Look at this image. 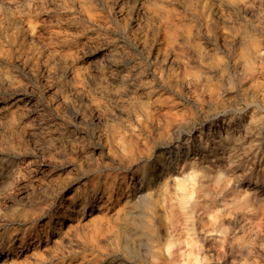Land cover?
I'll use <instances>...</instances> for the list:
<instances>
[{
	"label": "rangeland",
	"instance_id": "1",
	"mask_svg": "<svg viewBox=\"0 0 264 264\" xmlns=\"http://www.w3.org/2000/svg\"><path fill=\"white\" fill-rule=\"evenodd\" d=\"M36 2L9 4L26 22L38 12L41 83L0 102V264H264V0ZM69 209L80 221L55 224Z\"/></svg>",
	"mask_w": 264,
	"mask_h": 264
},
{
	"label": "bare ground",
	"instance_id": "2",
	"mask_svg": "<svg viewBox=\"0 0 264 264\" xmlns=\"http://www.w3.org/2000/svg\"><path fill=\"white\" fill-rule=\"evenodd\" d=\"M138 1V0H137ZM149 1V0H148ZM11 2H13V3H16L17 5L16 6H20V7H22V6H26L27 7V4H28V6L30 7V6H37V3L38 2H36V0H32V3H31V5H29V0H0V89L1 90H3L2 92H0V102H8V103H12V102H15V101H17V100H25V99H30V98H32V97H35L36 95H37V92H38V82H40V81H38V78H37V73H39V72H37V68H38V59H37V53L39 52H37V50H38V40H39V37H41V36H39V24H38V12H37V10H36V8L34 9V10H32V13L30 12V15L28 14V18H29V20L26 22V21H24V19L22 18L23 17V15H19V14H21L20 13V11H14V10H12V8L10 7V5H11ZM217 2V1H216ZM255 2V1H254ZM12 3V4H13ZM110 3V2H109ZM215 3V2H214ZM10 4V5H9ZM216 4V3H215ZM104 5V4H103ZM110 5V4H109ZM230 6V5H229ZM25 7V8H26ZM30 8H32V7H30ZM185 8V7H184ZM256 8V7H255ZM14 9V8H13ZM20 9V8H19ZM27 9H29V8H27ZM150 9V8H149ZM236 9V8H235ZM18 10V9H17ZM21 10H23L22 8H21ZM26 10V9H25ZM25 10H23L24 12H26ZM107 10V9H106ZM22 11V12H23ZM30 11V10H29ZM108 11V10H107ZM242 12H244V11H242ZM27 13V12H26ZM108 13H110V12H108ZM134 13V12H133ZM16 14H18V15H16ZM222 14V13H221ZM27 15V14H26ZM143 15V14H142ZM148 15V14H147ZM252 15V14H251ZM250 15V16H251ZM254 15V14H253ZM196 16V15H195ZM240 16V15H239ZM15 18V19H13L14 20V23L12 22L13 20H12V18ZM24 18H26V17H24ZM165 18V17H164ZM194 18V17H193ZM27 19V18H26ZM196 19V18H195ZM3 20H6V23H5V25H3ZM138 20V19H137ZM164 20V19H163ZM5 22V21H4ZM196 23V22H195ZM199 23H200V21H199ZM41 28V27H40ZM163 28V27H162ZM41 31V30H40ZM106 31V30H105ZM41 33V32H40ZM57 33V32H56ZM171 33V32H170ZM164 34V33H163ZM175 34V33H174ZM208 38V37H207ZM55 39V38H54ZM66 40V39H65ZM40 41V40H39ZM42 41V40H41ZM50 41V40H49ZM64 41V40H63ZM131 41V40H130ZM204 41V40H203ZM206 41V40H205ZM52 42V41H51ZM50 42V43H51ZM46 43H48V41L46 42ZM53 43V42H52ZM54 44V43H53ZM134 44V43H133ZM47 45V44H46ZM215 45V44H214ZM222 45H223V43H222ZM138 46V45H137ZM50 47V46H49ZM52 47V46H51ZM50 47V48H51ZM54 48V47H53ZM52 48V49H53ZM152 48V47H151ZM55 49H56V47H55ZM71 49V48H70ZM54 50V49H53ZM65 50V49H64ZM221 50V49H220ZM55 51V50H54ZM137 51V50H136ZM146 52V51H145ZM149 53V52H148ZM163 53V52H162ZM161 53V54H162ZM66 55V54H65ZM150 55V54H149ZM160 55V54H159ZM174 56V55H173ZM41 57V55L39 56V58ZM147 57V56H146ZM154 57V56H153ZM152 57V58H153ZM175 60V59H174ZM227 63V62H226ZM43 66H44V64H42ZM163 65V64H162ZM40 67V66H39ZM45 67V66H44ZM39 69V68H38ZM152 69V68H151ZM160 69V68H159ZM264 72V71H263ZM262 72V73H263ZM156 74V73H155ZM263 76V75H262ZM257 77V76H256ZM40 79V78H39ZM261 80V79H260ZM255 81V80H254ZM41 83V82H40ZM22 85H28V87H29V90H30V94H29V96H25L24 98L23 97H20V96H18L16 93H17V90H19L21 87H22ZM259 86V85H258ZM25 88V87H24ZM22 90V89H21ZM257 90V89H256ZM260 91V90H259ZM19 92H20V90H19ZM263 92V91H262ZM258 93V92H257ZM256 94H254V96H255ZM252 97V96H251ZM261 97V96H260ZM22 101V102H23ZM256 101V100H255ZM257 101H258V99H257ZM261 101H262V98H261ZM260 102V101H259ZM17 103V102H16ZM254 103V102H253ZM222 104V103H221ZM226 104V103H225ZM225 104H224V106H225ZM248 104V103H247ZM258 104V103H257ZM262 104V103H261ZM143 105V104H142ZM146 105V104H145ZM256 105V104H255ZM264 105V104H263ZM251 106V105H250ZM47 107V106H46ZM228 108V107H227ZM242 109V108H241ZM254 109V108H253ZM257 109V108H256ZM147 110V109H146ZM250 110H252V109H250ZM144 111V110H143ZM152 111V110H151ZM253 111V110H252ZM251 112V111H250ZM244 113V112H243ZM252 113H256V112H252ZM11 114V113H10ZM13 115V114H12ZM145 116H146V114H144ZM255 115H257V114H255ZM230 117V116H229ZM232 117V116H231ZM252 115L250 116V121H251V119H252ZM256 117V116H255ZM159 120V118H155V120ZM230 118H228V120H229ZM262 119V118H261ZM144 120V119H143ZM148 120V119H147ZM156 120V121H157ZM258 120H260V119H258ZM146 121V120H145ZM149 121V120H148ZM147 121V122H148ZM243 121V120H242ZM245 121V120H244ZM257 121V120H256ZM142 122H144V121H142ZM151 122V121H150ZM222 122V121H221ZM212 123H215L214 124V126H218L219 124H221V123H219L217 120L216 121H212ZM224 123V122H223ZM246 123V122H245ZM144 124V123H143ZM145 124H147V123H145ZM164 124H166V123H164ZM261 124V123H260ZM152 125V124H151ZM156 125H157V123H156ZM162 125V124H161ZM237 125V124H236ZM253 125V124H252ZM262 125V124H261ZM143 126H145V125H143ZM227 126V125H226ZM229 126V125H228ZM245 126L246 127H244L245 129L248 127H250V125L247 123V124H245ZM167 127V126H166ZM173 127V126H172ZM176 127V126H175ZM256 127V126H255ZM189 128H191V127H189ZM188 129V128H187ZM235 129V128H234ZM240 129V128H239ZM251 129V128H250ZM252 129H254V128H252ZM166 130H167V128H166ZM186 130V129H185ZM165 131V130H164ZM177 131V130H176ZM180 131V130H179ZM189 131V130H188ZM259 131V130H258ZM159 132V131H158ZM175 132V131H174ZM181 132V131H180ZM190 132V131H189ZM225 132V131H224ZM162 133V132H161ZM183 133V132H182ZM243 133V132H242ZM246 133V132H245ZM244 133V134H245ZM219 134V133H218ZM224 134V136H222L221 134H220V137H219V139H218V141H219V143H223L224 142V140L225 139H229L232 135H230V134H228L227 132H225V133H223ZM239 134V133H238ZM162 135V134H161ZM172 135H174V134H172ZM181 135V134H180ZM179 135V136H180ZM216 135V134H215ZM240 135V134H239ZM140 136V135H139ZM138 136V137H139ZM201 136V135H200ZM249 136V135H248ZM252 136V135H251ZM160 137V136H159ZM177 137V136H176ZM198 137V136H197ZM233 137H234V139H235V136L233 135ZM244 137H246V136H244ZM171 138V137H170ZM243 137H241V139H242ZM215 139V138H214ZM217 139V138H216ZM249 139V138H248ZM141 140H142V138H141ZM141 140H139V141H141ZM171 140V139H170ZM177 140V139H176ZM198 140V139H197ZM250 140V139H249ZM249 140H247V141H249ZM128 142L127 143H129L130 141L129 140H127ZM134 141V140H133ZM135 141H137V140H135ZM146 141V140H145ZM243 141V140H242ZM192 142H193V140H192ZM198 142V141H197ZM125 143H126V141H125ZM160 143V142H159ZM165 143V142H164ZM245 143V142H244ZM132 144V143H131ZM130 144V145H131ZM134 144V143H133ZM137 144V143H136ZM140 144V143H139ZM240 144V143H239ZM253 144V143H252ZM123 145V144H122ZM129 145V146H130ZM141 145V144H140ZM139 145V146H140ZM203 145V144H202ZM250 145V144H249ZM109 146V145H108ZM125 146V145H124ZM137 146V145H136ZM138 146V147H139ZM168 146L169 145H166L165 147H160L161 149H160V151H159V156H161V161H159L158 163H156V164H154L153 165V167H152V171H151V174H152V172L153 171H156V173H159V171H160V169L162 168V167H164V166H167L166 165V163H164V161L165 160H167L166 158H168V153L170 152V149L168 148ZM190 146V145H189ZM189 146H187V151H185V153H184V155H186L187 154V152H188V148H189ZM214 146V145H213ZM213 146H212V148H213ZM230 146H232V145H230ZM193 147V146H192ZM205 147V146H204ZM134 148V147H133ZM136 148V147H135ZM145 148V147H144ZM184 148V147H183ZM218 148V147H217ZM239 148V147H238ZM137 149V148H136ZM139 149V148H138ZM137 149V150H138ZM200 149V148H199ZM247 149V148H246ZM142 150V149H141ZM155 150V149H154ZM159 150V149H158ZM197 150V149H196ZM202 150V149H201ZM210 150H211V148H210ZM214 150V149H213ZM234 150V149H233ZM256 150H258V149H256ZM110 151V150H109ZM112 151V150H111ZM121 151V150H120ZM126 151V150H125ZM128 151V150H127ZM144 151V150H143ZM174 151V150H173ZM232 151V150H231ZM238 151V150H237ZM242 151V150H241ZM119 152V151H118ZM133 152V151H132ZM183 152V151H182ZM193 152V151H192ZM259 152V151H258ZM128 153V152H127ZM126 153V154H127ZM139 153V152H138ZM178 153V152H177ZM238 153H239V151H238ZM183 154V153H182ZM205 154V153H204ZM227 154V153H226ZM234 154H236V153H234ZM242 154V153H241ZM252 154V153H251ZM125 155V154H124ZM142 155V154H141ZM183 155V156H184ZM189 155V154H188ZM225 154H223V156H224ZM132 156H134V153H133V155ZM158 156V155H157ZM181 156V155H180ZM203 156V155H202ZM221 156H222V154H221ZM229 156V155H228ZM234 156V155H233ZM238 156V155H237ZM230 157V156H229ZM240 157H241V155H240ZM255 157V156H254ZM257 157V156H256ZM184 158V157H183ZM204 158V157H203ZM206 158V157H205ZM211 158V157H210ZM215 158V157H214ZM232 158V157H231ZM230 158V159H231ZM132 159V158H131ZM212 159V158H211ZM142 160V159H141ZM178 160V159H177ZM203 160V159H202ZM236 161V160H235ZM171 162V161H170ZM192 162V161H191ZM213 162V161H212ZM229 162V161H228ZM232 162H233V160H232ZM232 162L231 163H229V164H232ZM131 163V162H130ZM154 163V162H153ZM202 163V162H201ZM215 163V162H214ZM165 164V165H164ZM193 164V163H192ZM206 164V163H205ZM228 164V163H227ZM240 164V163H239ZM204 165V164H203ZM145 166V165H144ZM219 166V165H218ZM197 167H199V166H197ZM150 168V167H149ZM224 168V167H223ZM131 169V168H130ZM145 169H147V168H145ZM144 169V170H145ZM151 169V168H150ZM167 169V168H166ZM190 169V168H189ZM208 169V168H207ZM207 169H206V167H202V168H199V169H197L198 171H200V174H201V178H207V177H209V173L207 172ZM213 169V168H212ZM217 169V168H216ZM2 170V169H1ZM196 170V169H195ZM225 170V169H224ZM5 171V170H4ZM230 171V170H229ZM1 172V174L3 173L2 171H0ZM6 172V171H5ZM134 172V171H133ZM186 172V171H185ZM184 172V173H185ZM190 172V171H189ZM221 172L223 173V171L221 170V168H218L216 171H215V173H214V175H213V179L214 180H216V181H218V180H220L221 179ZM131 173V172H130ZM137 173V172H136ZM139 173V172H138ZM142 173H143V171H142ZM183 173V174H184ZM144 174V173H143ZM228 174V173H227ZM126 175V174H125ZM131 175V174H130ZM137 175V174H136ZM141 175V174H140ZM189 175V174H188ZM193 175H195L194 174V172H193ZM110 175H108V177H109ZM121 176V175H120ZM149 176H151V175H149ZM190 176H192V174H190ZM212 176V175H211ZM1 177V176H0ZM10 177V176H9ZM141 177L142 176H140V179H141ZM231 177V176H230ZM234 177V176H233ZM96 177H94V179H95ZM113 178V177H112ZM111 178V179H112ZM123 178V177H122ZM138 178V177H137ZM147 178V177H146ZM2 179V178H1ZM125 179H127V178H125ZM165 179V178H164ZM211 179V178H210ZM261 179V178H260ZM4 180V179H3ZM108 180V179H107ZM121 180H123V179H121ZM189 180V179H188ZM228 180H229V178H228ZM5 181H7V180H5ZM102 181V180H101ZM114 181V180H113ZM148 181V180H147ZM208 181V180H207ZM223 181V180H222ZM99 182V181H98ZM110 182V181H109ZM139 182V181H138ZM215 182V181H214ZM219 182V181H218ZM235 182V181H234ZM97 183V182H96ZM157 183V182H156ZM170 183V182H169ZM169 183H168V181L167 180H164L162 183H158L159 185L158 186H160V189H161V195H162V200L164 201V203H166V202H168L169 200H171V198L170 197H168L167 196V194H168V192H170L169 191V188H168V185H169ZM204 183V182H203ZM213 182H211V184H212ZM154 184V183H153ZM210 184V185H211ZM82 185V184H81ZM85 185V184H84ZM106 185V184H105ZM112 185H113V183H112ZM115 185V184H114ZM120 185V184H119ZM99 186V185H98ZM123 186H125V185H123ZM148 186V185H147ZM90 187V186H89ZM97 187V186H96ZM196 187V186H195ZM102 188V187H101ZM117 188V187H116ZM121 188V187H120ZM136 188V187H135ZM154 188V187H153ZM211 189V188H210ZM109 190V189H108ZM112 190V189H111ZM150 190V189H149ZM76 191V190H75ZM81 191V190H80ZM144 192V191H143ZM78 193V192H77ZM83 193V192H82ZM111 193V192H110ZM127 193V192H126ZM59 194V193H58ZM106 195L107 194H109V193H105ZM135 194V193H134ZM145 194V193H144ZM151 194V193H150ZM149 194V195H150ZM130 195H132V194H130ZM139 195V194H138ZM189 195V194H188ZM241 195V194H240ZM240 195H234V198H233V200H231V204L234 206V207H236L237 209H239L242 213H244V211L248 208V207H250V205H251V203H250V199L248 198V197H244V196H240ZM85 196V195H84ZM104 196V195H103ZM109 195H107V197H108ZM117 196H119L118 194H117ZM116 196V197H117ZM121 196V195H120ZM6 197V196H5ZM79 197V196H78ZM102 193L100 194V192H93L92 193V195H91V200H88V199H85V201H83V202H80V204H78V209H82V208H84V207H86V205H87V203H88V201L91 203V201L92 202H96L97 200H101L102 198ZM56 198V197H55ZM128 198V197H127ZM144 198V197H143ZM146 198V197H145ZM148 198V197H147ZM182 198H184V195H182L181 196V199ZM194 198V197H193ZM111 199V198H110ZM151 199V198H150ZM84 200V199H83ZM103 200V199H102ZM123 200H125V199H123ZM137 200V199H136ZM141 200H143V199H141ZM192 200V199H191ZM128 201V200H127ZM138 201V200H137ZM140 201V200H139ZM76 202V201H75ZM107 202V201H106ZM152 202V201H151ZM154 202V201H153ZM153 202L152 203H150V202H147V206L150 208L151 207V204H153ZM195 202H197V200H195ZM194 202V203H195ZM100 203V202H99ZM124 203V202H123ZM155 203V202H154ZM159 203V202H158ZM104 204V203H103ZM111 204V203H110ZM95 205V204H94ZM105 205V204H104ZM122 205V204H121ZM40 206H41V204H40ZM42 206H43V204H42ZM98 206V205H97ZM96 206V207H97ZM126 206V205H125ZM157 206V205H156ZM34 207H36V206H34ZM43 207H45V206H43ZM76 207V206H75ZM177 207V206H176ZM25 208V207H24ZM165 208H166V215H167V218H168V220H169V222H170V224H173V217H174V215H175V209H174V204L173 203H170V204H166L165 205ZM33 209V208H32ZM35 209V208H34ZM39 209V208H38ZM153 209V208H152ZM25 210V209H24ZM41 210V209H40ZM99 210H100V208H99ZM105 210V209H104ZM113 210V209H112ZM115 210H117L116 208H115ZM119 211H120V209H118ZM122 210H123V208H122ZM248 210V209H247ZM29 211V210H28ZM73 209H69L68 211H65V212H60L62 215H61V217H58L57 218V220L55 219V224H57L58 222H61V221H63V220H66V223L64 224V226H63V228L66 226V225H68V223H69V221H71V222H79L80 221V216H73L74 214H73ZM106 211V210H105ZM114 211V210H113ZM119 211H117V212H119ZM177 211V210H176ZM213 211V210H212ZM31 212H33V211H31ZM76 212V211H75ZM157 212V211H156ZM205 212H209L208 213V215L209 214H211V212L209 211V209L207 208V207H205ZM34 213V212H33ZM40 212H38L37 213V216H38V214H39ZM151 213V212H150ZM29 214H30V216L32 215V213H30L29 212ZM94 214H96V213H94ZM102 214V213H101ZM107 214V213H106ZM115 214H117V213H115ZM247 214V213H246ZM81 215V214H80ZM93 215V214H92ZM100 215V214H99ZM103 215V214H102ZM111 215V214H110ZM109 215V216H110ZM18 216V215H17ZM29 216V217H30ZM35 216V215H34ZM57 216V215H56ZM151 216V215H150ZM157 216V215H156ZM162 216V215H161ZM21 217V216H20ZM22 217H24V216H22ZM103 217V216H102ZM101 217V218H102ZM107 217V216H106ZM106 217H104V218H106ZM153 217H155V216H153ZM179 217V216H178ZM212 217L213 218H215V215H213L212 214ZM250 217V216H249ZM88 218V217H87ZM86 218V219H87ZM93 217L91 216V219H92ZM98 218V217H97ZM158 218V217H157ZM11 220V219H10ZM82 220V219H81ZM90 220V219H89ZM93 220V219H92ZM95 220V219H94ZM154 220V219H153ZM19 221V220H18ZM34 221V220H33ZM48 221V220H47ZM84 221V220H83ZM83 221H82V223H83ZM97 221V220H96ZM102 221V220H101ZM147 221V220H146ZM160 221V220H159ZM219 221V220H218ZM11 222V221H10ZM25 222V221H24ZM90 222H91V220H90ZM94 222V221H93ZM98 222H99V220H98ZM156 222V221H155ZM14 223V222H13ZM12 223V224H13ZM23 223V222H22ZM46 223V222H45ZM81 223V222H80ZM149 223V222H148ZM157 223V222H156ZM3 224V223H2ZM19 224V223H18ZM33 224V223H32ZM77 224V223H76ZM99 224V223H98ZM83 225V224H82ZM92 225H94V224H92ZM154 225V224H153ZM216 225V224H215ZM214 225V226H215ZM7 226V225H6ZM79 226H81V225H79ZM99 226V225H98ZM152 226V225H151ZM198 226V225H197ZM219 226V225H218ZM95 227V226H94ZM103 227V230L102 231H104V226H102ZM137 227V226H136ZM9 228V227H8ZM13 228V227H12ZM36 228V227H35ZM72 228V227H71ZM81 228V227H80ZM82 228H84V227H82ZM91 228V227H90ZM135 228V227H134ZM28 229V228H27ZM26 229V230H27ZM42 229H43V227H42ZM58 229H62V223H60L59 225H57V227H56V230L58 231ZM94 229V228H93ZM96 229V228H95ZM141 229V228H140ZM18 230V229H17ZM26 230H25V232H26ZM36 230V229H35ZM66 230V229H65ZM67 230H69V229H67ZM80 230V229H79ZM98 229H96V231H97ZM160 230V229H159ZM37 231V230H36ZM41 231V230H40ZM86 231V230H85ZM137 231V230H136ZM147 231H149V230H147ZM150 231H151V233H152V236H154L155 237V228L154 227H151V229H150ZM67 232V231H66ZM71 232V231H70ZM94 232H95V230H94ZM99 232V231H98ZM11 233V232H10ZM45 233V232H44ZM63 233H65V232H63ZM83 233H85V232H83ZM148 233H150V232H148ZM161 233V232H160ZM70 234V233H69ZM72 234V233H71ZM99 233H97V235H98ZM3 235V234H2ZM21 235V234H20ZM45 235V234H44ZM74 235H76V234H74ZM85 235V234H84ZM91 235V234H90ZM12 236V235H11ZM85 236H87V234L85 235ZM92 236V235H91ZM152 236H151V238H152ZM157 236V235H156ZM170 236V235H169ZM26 237V236H25ZM39 237V236H38ZM60 237V236H59ZM76 237V236H75ZM13 238V237H12ZM29 238V237H28ZM44 238V237H43ZM62 238H64V237H62ZM66 238V237H65ZM81 238V237H80ZM87 238V237H86ZM92 238H93V236H92ZM91 238V239H92ZM159 238H161V237H159ZM175 238V237H174ZM45 239V238H44ZM58 239V238H57ZM56 239V240H57ZM60 239V238H59ZM89 240H90V237L88 238ZM144 239V238H143ZM155 240H157L156 239V237L154 238ZM42 240V239H41ZM80 241L82 240V239H79ZM85 240V239H84ZM29 241V240H28ZM70 241V240H69ZM83 241V240H82ZM92 240H90V242H91ZM95 241V240H94ZM142 241V240H141ZM56 242V241H55ZM93 242V241H92ZM98 242H99V240H98ZM158 242V241H157ZM161 242V241H160ZM18 243H19V241H18ZM64 243V242H63ZM159 243V242H158ZM92 244H94V243H92ZM155 243H153V245H154ZM175 244V243H174ZM50 245V244H49ZM56 245V244H55ZM84 245V244H83ZM160 245V244H159ZM173 245V238H170L168 241H166V248H167V250L169 251V249L171 248V246ZM53 246V245H52ZM57 246V245H56ZM155 246H156V244H155ZM161 246V245H160ZM38 247V246H37ZM42 247V246H41ZM45 247V246H44ZM96 247V246H95ZM235 247V246H234ZM162 248V247H161ZM20 249V248H19ZM42 249V248H41ZM91 249V248H90ZM89 249V250H90ZM99 249H100V247H99ZM33 250V249H32ZM36 250V249H35ZM38 250V249H37ZM36 250V251H37ZM40 250V249H39ZM38 250V251H39ZM78 250V249H77ZM161 250V249H160ZM96 251V250H95ZM149 251V250H148ZM163 251V250H162ZM161 251V252H162ZM94 252V251H93ZM97 252V251H96ZM85 253V252H84ZM149 253V252H148ZM154 253V252H153ZM158 253V252H157ZM78 254V253H77ZM159 254V253H158ZM163 254V253H162ZM36 255H38V254H36ZM99 256V255H98ZM161 256V255H160ZM167 256V255H166ZM6 257V256H5ZM81 257H82V255H81ZM86 257V256H85ZM91 257H93V256H91ZM154 257V256H153ZM164 257V256H163ZM163 257H161V258H163ZM14 258V257H13ZM97 258V257H96ZM159 258V257H158ZM161 258H159V259H161ZM6 259V258H5ZM88 259V258H87ZM94 259V258H93ZM165 259V258H164ZM81 260V259H80ZM90 260H91V258H90ZM154 261V260H153ZM163 261H165V260H163ZM162 261V262H163ZM83 262V261H82ZM96 262H99V261H96ZM4 263V262H3ZM78 263H79V261H78ZM92 263H94V262H92ZM160 263V262H159ZM67 264V263H66ZM77 264V263H76ZM80 264V263H79ZM85 264V263H84ZM96 264V263H95Z\"/></svg>",
	"mask_w": 264,
	"mask_h": 264
}]
</instances>
